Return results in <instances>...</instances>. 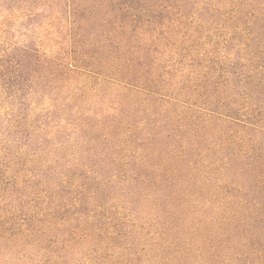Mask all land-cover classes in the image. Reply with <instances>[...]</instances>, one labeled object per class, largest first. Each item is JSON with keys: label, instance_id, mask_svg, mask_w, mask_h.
I'll use <instances>...</instances> for the list:
<instances>
[{"label": "rangeland", "instance_id": "obj_1", "mask_svg": "<svg viewBox=\"0 0 264 264\" xmlns=\"http://www.w3.org/2000/svg\"><path fill=\"white\" fill-rule=\"evenodd\" d=\"M69 1L0 0V224L8 221L6 228H13L7 235L0 230V264L47 263L51 255L43 254L34 238L15 242V219L33 223L50 207L55 223L73 219L71 214L82 222L92 216L94 226L106 220L114 231L128 219V241L142 247L149 237L139 227H157L159 215L169 218L167 206L177 209L183 201L177 195L212 202L233 197L246 201L255 216L252 231L264 232V171L258 175L238 145V138H245L264 146V29L249 26L247 12L237 17L231 12L251 7L245 0H182L184 17L171 18L182 23L181 35L169 41L174 52L161 48L150 56L151 69L164 82L182 84L192 69L209 73L214 86L206 87L208 97L200 94L201 85L195 96H179L178 89L175 94L198 105L215 101L211 109L222 115L206 119L198 108L154 101L104 75L92 77L85 69L68 73L64 68L74 64ZM32 50L59 66H37V75L17 72V63ZM55 70L60 75L53 80ZM191 80L200 84L197 76ZM74 90L77 96L70 99ZM226 115L259 128L243 131ZM148 196L163 205L162 212L154 211Z\"/></svg>", "mask_w": 264, "mask_h": 264}, {"label": "trees", "instance_id": "obj_2", "mask_svg": "<svg viewBox=\"0 0 264 264\" xmlns=\"http://www.w3.org/2000/svg\"><path fill=\"white\" fill-rule=\"evenodd\" d=\"M181 1L70 0L74 22L71 23L72 32L68 41L72 46L71 61L74 64L64 69H67L68 73L85 69L89 71L88 75L97 78L104 75L105 81L113 85L118 84L126 91L147 92L149 98L154 101L156 99L169 105L184 104L183 106L191 111V108H198V111L205 112L202 118L211 119L215 115H222L211 109V106L217 105L215 101L206 100L211 103L198 105V102L182 101L175 97L177 89L180 90L179 96H190L191 93L194 95L199 92L197 87L200 85L203 89L200 94L208 97L210 93L205 89L214 85H209L213 82L209 79L207 71L197 69L199 73H196L192 69L184 83L173 84L161 80L159 72L151 69L154 60L152 57L151 61L150 56L158 52L157 49L164 48L165 52H174L170 49L172 47L169 41L181 35L182 23L176 24V20L172 21L171 18L184 17L181 14L183 7L179 4ZM228 1L235 3V0ZM245 4L247 8L251 7L249 11L242 8L240 12L233 9L231 12L236 17L240 16L241 12L242 15L247 12L248 14L244 15L247 17V24L261 32L264 29V0H245ZM161 19L168 23L161 22ZM257 31L251 32L256 38ZM147 41L151 42V46ZM32 51L26 52L28 54L22 58L23 61L17 63V72L23 74V71L28 70V73L37 75V66L52 69L59 66L51 60L42 59L36 50ZM31 54L40 58L33 61ZM55 73L50 75L53 80L60 75L56 70ZM196 76L200 79L199 85H193L191 82V77L193 79ZM68 95L70 99H74L77 92L70 91ZM175 116L178 118V115ZM228 118H232L233 123L242 127L243 131L246 128H259V125L237 117ZM228 129L231 131V127ZM226 134L232 135L228 132ZM179 138L183 142L181 137ZM238 139V145L244 147L241 154L248 155L253 160L258 175H263L264 146H257L245 138ZM236 142L237 140L231 139V143ZM146 183H140V192L145 193ZM185 197L183 199L182 195H177L178 199L183 200L177 209L172 204L166 205V210L169 209L166 214L171 212L170 216L168 218L159 215L161 217L157 227H151L149 223L139 227V230L146 231L149 237V242L142 247L128 241V219L119 223L116 228L112 227L114 231H110V221L105 220L100 226H94L92 216H86V220L82 222V218L71 214L73 219L55 223V214L51 207L44 210L42 218L33 223H22L15 219V242L23 240L29 244L28 239L34 238L41 252L51 255L46 264H264V232L258 235L252 231L253 227L249 226L255 221V216L246 210V201L226 196L215 202L192 194ZM146 199L155 203L154 211L158 214L162 212L163 205H156V198L148 196ZM235 204L238 210L232 209ZM75 205L76 203H72L70 206L73 208ZM245 212L249 215H244ZM8 224V221L0 224V230L5 235L13 229L8 230ZM151 228H155V231L151 232ZM237 232H240V237L233 239Z\"/></svg>", "mask_w": 264, "mask_h": 264}]
</instances>
